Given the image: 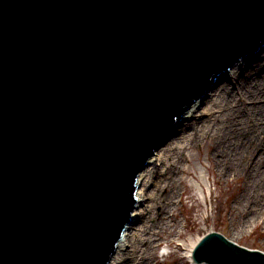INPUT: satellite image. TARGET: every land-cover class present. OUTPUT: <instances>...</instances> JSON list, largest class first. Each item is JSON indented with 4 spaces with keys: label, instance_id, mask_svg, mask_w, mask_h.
I'll return each mask as SVG.
<instances>
[{
    "label": "water",
    "instance_id": "1",
    "mask_svg": "<svg viewBox=\"0 0 264 264\" xmlns=\"http://www.w3.org/2000/svg\"><path fill=\"white\" fill-rule=\"evenodd\" d=\"M263 42L264 0H0V264H107L147 158Z\"/></svg>",
    "mask_w": 264,
    "mask_h": 264
},
{
    "label": "rangeland",
    "instance_id": "2",
    "mask_svg": "<svg viewBox=\"0 0 264 264\" xmlns=\"http://www.w3.org/2000/svg\"><path fill=\"white\" fill-rule=\"evenodd\" d=\"M253 56H258V60H264V48L244 55V60H235L227 74L217 76L212 89L207 90L201 100H194L193 106L184 110L179 120V128H173V132L177 131L170 140H167L162 147L147 158L141 171L146 167L151 170V167L156 164L158 168L161 167L158 159L162 157V151L171 144L180 126L190 119L191 115L200 113L197 111L202 110L203 104L201 103L204 98L212 96L221 79L223 80L227 76H229L228 80L231 79L238 67L251 63L250 60L253 59ZM242 75L244 78H248V71L239 75L238 79ZM228 80L225 79V82ZM235 85V82L229 84L228 91L223 92L221 99L219 98L213 106L212 115L208 118L207 123H201L197 119L194 136L198 139L196 142L187 139V141H183L182 145H179V158L174 172L169 173L170 170H167V167L173 163L172 159H168V163L166 160L163 163L164 166L160 168L161 177L164 175L168 177L169 175L172 179L169 180L170 178H168V187L165 190L158 188L156 194L159 199L163 198V202L167 198L166 203L168 205H166L164 213H166V219L169 222L168 227L165 228L158 218L152 217L148 221L146 238L136 245L135 249L128 251L123 264H143L145 260H148L150 264H192L191 260L185 256L186 245L210 231H217L243 247L264 252V199L261 202L248 201L244 209L236 214L234 209L235 198L244 189L246 173L222 175L223 165H220L217 160L220 158L221 162L224 161V165L228 167L232 161V154L229 152L223 156L219 152L214 153V145L217 146L223 138L226 141L225 129L230 128L232 124L236 125L235 120H239L240 113L235 112L237 110L240 112L243 109H246L243 110V118L246 119L247 125H241L242 134L246 136L248 130L253 128L251 131L253 138L257 139V145L260 144L257 150L255 149L256 152H253L254 156L258 152L263 153L264 151L261 146L264 140V132L256 128L261 124L264 125V88L256 85L255 82L249 83L246 90L247 95L244 92L235 91ZM235 114L238 116H234ZM251 116L258 120L257 124L254 122L255 120L249 122ZM206 137H210V140H205ZM173 165L171 164V166ZM259 166L261 169L264 168L262 162ZM166 170L167 174H164L163 172ZM138 175L139 173L136 180ZM147 181L148 178H145L144 183ZM134 186L135 203L133 211L130 213V217L132 215L134 218L123 238L125 244L121 251L123 253H126V248H130L128 242L133 235L131 234L133 227H130L134 226L135 218L142 207V202L137 195L141 185L135 181ZM160 187H164V183H161ZM170 191H173L171 204L168 201V192ZM245 221L247 223L244 224ZM149 240L152 242V247L147 248ZM116 249L117 246L115 251ZM117 252L114 256H118Z\"/></svg>",
    "mask_w": 264,
    "mask_h": 264
},
{
    "label": "bare ground",
    "instance_id": "3",
    "mask_svg": "<svg viewBox=\"0 0 264 264\" xmlns=\"http://www.w3.org/2000/svg\"><path fill=\"white\" fill-rule=\"evenodd\" d=\"M258 56H253V61L250 60V64L248 63L247 65H242L243 67H238V69L232 75L231 79L228 80L229 76L225 77L223 80L221 79L220 83L215 87L212 96L207 97L206 99L204 98L203 102L201 103L203 104L202 110L197 111L200 113L191 115L190 119H188L185 123L180 126V129L178 130L171 144H169V146L162 151V157H164V160H162V157L158 159V161H160L161 167L164 166L163 163H165V160L166 163H168V159H172L171 161L173 163L171 164L174 165L171 166V164L169 163L170 167H167V170H170L169 173L174 172L175 166L177 165V161L179 158V145H182L183 141H187V139H192L191 142L197 141L198 138L194 136V128L196 126L197 119H199V122L201 123L208 122V118L210 117V115H212L213 106L218 102L219 98L221 99L223 92L228 91L227 89L229 84L235 82V91L241 93L244 92L247 95L248 93L246 90L249 83L251 84L252 82H255L256 85H260V87L264 88V60H258ZM246 67H248V69H246ZM246 71H248V78H244V75H242L241 78L238 79V76L244 74V72ZM225 79H227L228 81L225 82ZM210 89H212V87ZM243 110H241L240 112H238L237 110L235 112L238 114L240 113L239 120H235L236 125L232 124L230 125V128L228 127L227 129H225L226 141L223 138L221 139V141L218 140L219 144L217 146L214 145V153L219 152L223 156L225 155V153L228 154L229 152H231L232 154V161L229 163L228 167L224 165V161L221 162L220 158H218L217 160L220 165H223L221 169L222 175L230 176L232 174L239 175L246 173V183L244 189L235 198L234 209L236 214H239V212L244 209L245 204H248V201L252 200L253 202H261V200L264 199V168L261 169L259 166L261 162L262 164H264V151L263 153L258 152L256 156H254L255 154L253 152H256L257 147L260 146V144L257 145V139L253 138V133L251 132L253 128H251L252 130H248L246 136L242 134L243 130L241 125H247L246 119L243 118ZM238 114H235L234 116H238ZM249 120V122L255 120L254 122L256 124L258 122V120L253 116H251ZM256 128L257 130L259 129L260 131L264 132V125L261 124ZM176 131L177 130H175V132ZM206 139L210 140V137H206L205 140ZM263 143L264 140L261 145L264 148ZM160 168H158L156 164L151 167V170H148L146 167V169L139 172L136 183H139L141 187L137 195L138 198H140V201L142 202V207L137 217L135 218L134 226L130 227H133V229L131 230V234L133 235L128 242V246L130 248H126V253L121 252L122 249L125 247L123 238L125 237L126 231H128L129 224L132 223L131 221L134 218V216L132 215L130 221L125 226L121 239L118 241L116 249V251H118V256H114L116 253L115 251L112 257L110 258L108 264H123V261L126 258L125 255L128 254V251H132L133 248L135 249L136 245H138L144 238H146L145 235L148 234V221L152 217L158 218L165 228L168 227L169 222L166 219V213H164L165 207L166 205H168V203H166L167 198L163 202V198L159 199L157 197L156 192L158 188L161 190H165L166 187H168L169 180H171L172 177H170L169 175L168 177L167 175L161 177ZM167 170L163 173L167 174ZM145 178H148L147 183H144ZM168 178L170 179L168 180ZM161 183H164V187H160ZM172 194L173 191L168 192L169 204H171ZM245 223H247V221H245L244 224ZM200 239L201 237H198L195 240L190 241L189 244L186 245L185 256L191 261L193 249ZM151 245L152 242L149 240L147 242V248L152 247ZM143 264H150V262L148 260H145ZM192 264L194 263L192 262Z\"/></svg>",
    "mask_w": 264,
    "mask_h": 264
}]
</instances>
